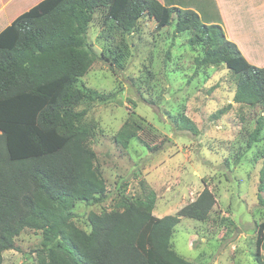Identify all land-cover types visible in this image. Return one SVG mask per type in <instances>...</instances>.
<instances>
[{
  "label": "trees",
  "instance_id": "trees-1",
  "mask_svg": "<svg viewBox=\"0 0 264 264\" xmlns=\"http://www.w3.org/2000/svg\"><path fill=\"white\" fill-rule=\"evenodd\" d=\"M96 14L101 27L122 35L134 34L143 18L154 21L158 30L173 24L175 36L188 33L190 46L202 48L196 66L224 65L236 77L233 103L260 110L245 148L260 142L264 67L248 63L220 25L204 24L193 10L158 0H43L0 32V264L4 252H18L15 239L25 230L41 235V246L33 252L38 264H188L172 246L175 227L182 218L204 222L216 205L202 180L196 198L173 215L152 214L156 193L150 188L143 197L122 198L109 211L89 212L88 231L76 226L78 203L93 206L107 199L90 144L95 127L86 120L88 107L78 110L81 103L102 100L79 84L96 60L109 59L88 42ZM113 53L111 62L123 57V52ZM137 122H125L114 144L128 149L142 129ZM174 123L180 131L198 134L184 114ZM258 181L256 200L264 208V156ZM263 246L261 222L255 264H264Z\"/></svg>",
  "mask_w": 264,
  "mask_h": 264
},
{
  "label": "rangeland",
  "instance_id": "rangeland-1",
  "mask_svg": "<svg viewBox=\"0 0 264 264\" xmlns=\"http://www.w3.org/2000/svg\"><path fill=\"white\" fill-rule=\"evenodd\" d=\"M158 1L191 9L204 24L218 25L222 18H232L234 5L228 0ZM101 20L94 16L88 42L97 55L104 52L109 59L96 60L79 84L102 100L81 103L78 110L88 107L86 120L95 127L90 144L107 199L93 206L78 203L73 209L76 226L88 231L89 212L109 211L122 198L143 197L150 188L156 193L152 214L173 215L196 198L204 180L216 205L204 222L180 220L171 236L174 250L188 264H255L256 231L264 222V208L256 200L264 125L260 142L249 151L245 142L260 110L234 104L236 77L224 65L198 68L195 58L202 48L190 46L188 33L175 36L173 24L158 30L154 21L143 18L134 34L122 35L101 27ZM226 32L232 37L231 29ZM251 37L260 47L262 36ZM115 51L123 57L111 62ZM183 114L196 125V136L177 129L174 121ZM133 118L142 129L122 149L114 136ZM260 193L264 197V186ZM41 241L40 233L23 231L15 239L18 252L3 253L4 264H38L33 252Z\"/></svg>",
  "mask_w": 264,
  "mask_h": 264
},
{
  "label": "crops",
  "instance_id": "crops-1",
  "mask_svg": "<svg viewBox=\"0 0 264 264\" xmlns=\"http://www.w3.org/2000/svg\"><path fill=\"white\" fill-rule=\"evenodd\" d=\"M41 1L43 0H0V32L18 16ZM228 1H233L232 4H234L233 7H230L231 11L229 12L232 18L228 20L222 18V23L219 24L226 39L235 43L248 63H258L261 66L260 68L264 67V65H261L264 64V0ZM228 22L231 26H228ZM227 28L233 32L232 37L227 34ZM243 31H249L247 32L248 35L244 34L242 36ZM251 36H262L259 43L260 47H258L256 39Z\"/></svg>",
  "mask_w": 264,
  "mask_h": 264
}]
</instances>
